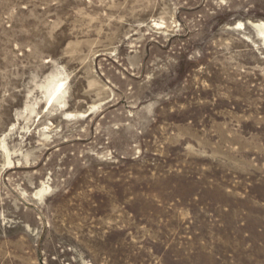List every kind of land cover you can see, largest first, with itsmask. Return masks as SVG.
<instances>
[{
    "label": "rangeland",
    "instance_id": "rangeland-1",
    "mask_svg": "<svg viewBox=\"0 0 264 264\" xmlns=\"http://www.w3.org/2000/svg\"><path fill=\"white\" fill-rule=\"evenodd\" d=\"M256 23L264 0H0V264H264Z\"/></svg>",
    "mask_w": 264,
    "mask_h": 264
},
{
    "label": "bare ground",
    "instance_id": "bare-ground-1",
    "mask_svg": "<svg viewBox=\"0 0 264 264\" xmlns=\"http://www.w3.org/2000/svg\"><path fill=\"white\" fill-rule=\"evenodd\" d=\"M239 26V25H238ZM250 26V25H249ZM258 30L259 29H261V28H263L264 29V26L262 25V24H255L254 25ZM239 28V27H238ZM241 28V27H240ZM254 28V27H253ZM261 31V30H260ZM261 34V33H260ZM63 89V86H62V84L61 83H59V84H57L56 85V87H55V89H54V91L51 93V95H50V97L47 99L48 101H47V104H54V102H56L57 100H58V97L59 96H61V94H62V90ZM48 106V105H47ZM82 118V117H81ZM41 193H43V191L41 190L40 192H39V194H41ZM38 194V195H39Z\"/></svg>",
    "mask_w": 264,
    "mask_h": 264
}]
</instances>
